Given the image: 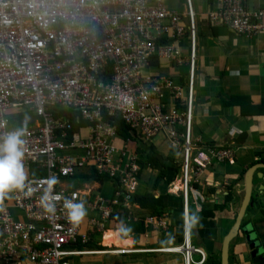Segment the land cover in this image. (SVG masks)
<instances>
[{
  "label": "built area",
  "instance_id": "obj_1",
  "mask_svg": "<svg viewBox=\"0 0 264 264\" xmlns=\"http://www.w3.org/2000/svg\"><path fill=\"white\" fill-rule=\"evenodd\" d=\"M186 3L182 11L165 0H0V134L26 126L24 165L31 172V195L9 192L12 204L0 207V264H72L74 256L145 252L76 247L108 231L115 206L125 203L128 219L133 216L142 168L131 146L168 139L181 157L186 217L192 194L197 205L206 199L200 187L209 167L236 163L235 146L194 138L198 14L192 0ZM215 4L207 14L210 25L227 27L247 41L264 35V9H249L248 0ZM184 37L190 44L186 88L148 71L153 59L183 64ZM22 114L36 118L14 120ZM120 124L134 142L120 133ZM92 167L116 184L113 199L93 193L87 198L63 186ZM52 176L57 182L49 185ZM46 192L55 212L42 202ZM66 198L99 212L90 219V233L81 231L83 218L69 219ZM166 216H147L145 224L165 231ZM185 224L183 243L164 251L180 253L185 264H204L207 256L192 245Z\"/></svg>",
  "mask_w": 264,
  "mask_h": 264
},
{
  "label": "crops",
  "instance_id": "obj_2",
  "mask_svg": "<svg viewBox=\"0 0 264 264\" xmlns=\"http://www.w3.org/2000/svg\"><path fill=\"white\" fill-rule=\"evenodd\" d=\"M166 1L173 10H186V0L185 4H182L180 0ZM200 4L204 9L200 13L197 12L193 4L198 14L199 36L195 69L194 138H202L208 144L223 146L228 145L229 138H236L242 132L248 133L247 140L242 145L235 146L238 153L234 166L214 164L203 176L206 184L201 186V190L204 195H208L207 192L212 191L210 189L213 185L217 189L214 191L215 194H212L215 197L209 195L206 203L203 204V210L214 211L216 205L222 206L226 203L225 197L229 193H233L235 198L233 204H230L228 208L220 212L216 211L214 218L199 220L193 229V240L195 233L194 243H197L196 246L208 254L221 257L223 240L235 225L243 201L245 173L256 164L254 162L264 159V35L247 41L236 36L227 27L212 26L207 21V14L215 9V0H201ZM248 8L251 10L264 9V0H248ZM179 44L182 48L183 64L178 66L174 62L153 59L148 71L152 74L171 77L177 85L186 88L190 76L188 63L190 44L187 37H184ZM168 143L170 142L167 138L160 136L152 143L140 145L149 154L159 156L168 165L169 174L167 179L160 182L159 187L154 189L159 170L148 165L145 166L141 172L138 193L143 195L152 193L156 198L162 196L165 199L164 213L170 215L169 229L161 231L145 224L143 233L128 235L124 239L131 240L130 246H119L148 252L132 255L74 256L71 258L72 264H184L181 255L152 252L160 248L178 245L182 240L183 203L181 194L177 193L180 185L181 157L168 147ZM240 151L247 154H243V162L239 160ZM88 171L83 173L86 175L89 173ZM26 173L28 177L31 174L28 171ZM259 180L261 181V178ZM71 181L64 180L63 186L81 190L86 193L87 198L93 194H103L107 199H113L115 196L116 184L109 179L81 181L79 185L81 184L82 188L73 187ZM101 181L104 182L101 183ZM208 182L209 185H207ZM225 182H228L227 187L224 186ZM257 186H260L259 189ZM263 186L264 183L256 184L257 195L262 194ZM240 196H242L241 200ZM2 199L1 206L5 203L12 204L9 195L2 196ZM191 201L193 204V194ZM132 208L133 216L137 219L152 215L136 204ZM86 210L87 214L83 217L81 229L83 234L90 233V219L100 216L99 212H94L89 208ZM195 210L200 211L198 208ZM13 212L15 216L22 218L20 212L15 209ZM251 212L253 214L256 211ZM110 225V230L105 232L104 236L97 234L93 237L90 243H94L95 248H88V244L82 245L81 243L84 248H80L78 245L76 247L80 250H103L106 247L104 238L110 231L119 232L121 239L122 230L115 229L112 224ZM111 245L116 244L112 243L108 246ZM229 261L230 264H254L246 253L242 241H237V239L230 245Z\"/></svg>",
  "mask_w": 264,
  "mask_h": 264
},
{
  "label": "clouds",
  "instance_id": "obj_3",
  "mask_svg": "<svg viewBox=\"0 0 264 264\" xmlns=\"http://www.w3.org/2000/svg\"><path fill=\"white\" fill-rule=\"evenodd\" d=\"M26 133H27V128L25 126V127H20V128L14 129V130H10L4 134H0V197L4 196L7 193L12 192V191L23 192V194L25 196L31 195V189L28 188V176H27V173L25 171V165H24ZM231 165H233V164H231ZM47 182L49 185H54L57 182V178L55 176L49 177ZM200 190H201V187H200ZM210 190H212V189H210ZM201 192H202V190H201ZM207 193H208V195H204L202 193L206 199H204L203 202L199 200L198 205H197L196 201L194 200V202H195V203L193 202L194 207H192V201L190 198V211H189V214L187 215V217L184 213V209H182V215H183L182 216V240H181L180 244L171 246L172 248L180 246L183 243V239H185L184 226L186 225L185 224L186 221H187L188 227L190 228L189 239L191 240V243L194 246V244H193V229L197 225V223L200 219L199 216L196 215V213H201L203 211V204L206 203L207 198L209 197V192H207ZM41 199H42L44 206L46 207V209L49 212H55V204L52 202V197H51L49 192H46L41 197ZM183 206H184V204H183ZM64 207H65V209L68 210L69 219L72 221H75L77 218L82 219L87 214V210H86L83 202H73L72 200L66 198L64 201ZM197 208L200 211H196L195 209H197ZM191 210L195 211L196 213L195 212L191 213ZM163 214H167L166 219L168 221V219L170 218V215L168 213H163ZM147 216H152V215H147ZM147 216L144 217V220ZM129 221L130 220L127 218V222H129ZM168 229H169V222H168ZM108 230H110V227H108ZM122 230L125 232L130 231V229H128V228H122ZM157 230L164 231L162 229H157ZM167 230H165V231H167ZM123 231H122V233H123ZM103 234H101V235H103ZM121 239H123V240L126 239L123 237V234L121 236ZM238 240H241V239H238ZM242 243H243V241H242ZM114 246H116V245H114ZM116 247H119V246H116ZM171 247H167L166 249L171 248ZM194 247L201 249L197 246H194ZM164 249L165 248H160V249H158L156 251H152V252L181 255L178 252L164 251ZM202 251H204V250H202ZM145 252H148V251H145ZM139 253H143V252H139ZM205 254L208 258L209 254L206 252H205ZM126 255H132V254H126ZM195 256L198 257V259L195 258V260H200V258H201L200 255H195ZM182 258H183V262L185 264L184 257L182 256ZM207 258H206V261H207Z\"/></svg>",
  "mask_w": 264,
  "mask_h": 264
},
{
  "label": "trees",
  "instance_id": "obj_4",
  "mask_svg": "<svg viewBox=\"0 0 264 264\" xmlns=\"http://www.w3.org/2000/svg\"><path fill=\"white\" fill-rule=\"evenodd\" d=\"M165 4L170 8V6L168 5L167 1L165 0ZM231 104V103H229ZM28 116L31 120H34L36 118L35 115L33 114H22L19 115V118L14 119V120H20L23 119L24 117ZM120 129V133L125 136L126 138H130L133 140V142L135 141V138L133 137V134L131 133V131L125 127L123 124H120L119 126ZM228 146V145H225ZM132 153L134 154H139L140 155V162L139 164L141 165V168H145V166H150L153 168L158 169V175H157V180H156V184H155V188L159 187L160 182H163V180L167 179L169 171H168V165L165 164V162L163 160L160 159L159 156H154L153 154H149L147 151H145L144 149H142L140 146H134L132 147ZM258 162H264V159L260 160V161H256L254 163H258ZM230 166H234L230 164ZM87 170H82V172H80L77 176L76 180L79 183L81 181H91V180H99V179H109L107 176H101L99 174H97V172L95 171V167H92V169L90 171H88V174H84L83 172L86 173ZM45 173L40 172L39 175L43 176ZM212 191L209 192H214L216 189L215 188H211ZM233 193H229V195L226 198V203H224L222 206L220 205H216L214 211H209V210H203L201 213H196L195 211L191 210V213L195 212L196 215L199 216V220H205L208 218H214L215 217V212L216 211H222L226 208H228L230 206V204H233L234 202V197H233ZM2 197H0V207L1 204L3 203L2 201ZM121 200V199H120ZM164 198L162 196H160V198H156L154 194H140V193H136L132 199V202L136 205H138L142 210H145L146 212L152 214L153 216L157 217V216H161L164 213V208L166 207V203H164ZM182 200V198H181ZM123 200H121L122 202ZM125 203L115 206L116 212L113 213L112 215V221L111 224L113 225V227L115 229H121L122 228H128L130 229V231L125 232L123 231V237L127 238L128 235H133V234H141L145 231V220L144 217L140 218V219H136L135 217H131L130 221L127 222V218L130 214L129 210L126 209V206H124ZM192 207H194V205L192 204ZM252 209V208H251ZM253 211V210H252ZM111 226V225H110ZM91 232V229H90ZM88 244L87 247L88 248H95L96 245L93 243ZM78 246L80 248H84V246H82L80 243L78 244ZM251 261L254 264H258L255 260H253L251 258ZM205 264H221V257L220 256H215L212 254L208 255L207 261ZM260 264H264V261Z\"/></svg>",
  "mask_w": 264,
  "mask_h": 264
},
{
  "label": "water",
  "instance_id": "obj_5",
  "mask_svg": "<svg viewBox=\"0 0 264 264\" xmlns=\"http://www.w3.org/2000/svg\"><path fill=\"white\" fill-rule=\"evenodd\" d=\"M248 138L247 132H242L236 138H229L228 145L239 146L242 145ZM258 169H264V164H255L251 166L244 176L245 188H244V197L239 210L237 220L229 234L223 240V247L221 253V264H230V245L231 243L239 236L241 231V224L244 218L247 216V211L249 208H252L254 202L252 201L253 191H254V174ZM259 178L264 179L263 174L259 173ZM262 188V186H261ZM264 188V186H263ZM244 247H248L249 256L255 260L258 264L264 261V246L258 241V233L255 232L252 224H248L243 228Z\"/></svg>",
  "mask_w": 264,
  "mask_h": 264
},
{
  "label": "flooded vegetation",
  "instance_id": "obj_6",
  "mask_svg": "<svg viewBox=\"0 0 264 264\" xmlns=\"http://www.w3.org/2000/svg\"><path fill=\"white\" fill-rule=\"evenodd\" d=\"M228 164V163H227ZM256 164H264V162H258ZM259 173L263 174L264 177V169H258L255 174H254V185H255V189H254V193H253V197H252V201L254 202V205L251 208L248 209L247 211V216L246 218H244V220L242 221L241 224V231L239 233V236L237 238L241 239L244 243V233H243V228L245 226H247L248 224H252L254 227V230L256 233H258V241L262 244V247L264 246V191L262 192L261 195H257L258 193L255 191L256 190V184H258L259 182L262 184L264 183V179H261V181L259 180ZM246 174V173H245ZM257 186V189H259ZM252 210L256 211L252 214ZM233 243V242H232ZM246 253L249 255V250L248 247L246 248Z\"/></svg>",
  "mask_w": 264,
  "mask_h": 264
},
{
  "label": "rangeland",
  "instance_id": "obj_7",
  "mask_svg": "<svg viewBox=\"0 0 264 264\" xmlns=\"http://www.w3.org/2000/svg\"><path fill=\"white\" fill-rule=\"evenodd\" d=\"M181 1V3L182 4H185V0H180ZM201 0H193V4L195 5V8H196V10H197V12L198 13H200V12H203L204 11V9H203V7L202 6H200L201 4ZM168 147H170L171 148V144L170 143H168ZM131 150H132V146H131ZM243 154H246V153H244V152H242V151H240V153H239V160L241 161V162H243V160H244V155ZM247 155V154H246ZM251 155V154H250ZM243 158V159H242ZM242 159V160H241ZM245 161H246V159H245ZM181 168V167H180ZM180 185H179V190L177 191V193H182L183 192V183L181 182V176H180ZM104 181H101V183H103ZM176 182V181H175ZM71 183L73 184V187H75V188H82L81 187V184L79 185V182L78 181H76V180H72L71 181ZM107 190V189H106ZM99 195H101L102 197H104L103 196V194H99ZM241 197L242 196H240V200H241ZM105 198V197H104ZM107 199V198H106ZM196 238H195V233H194V240H195ZM194 240H193V244H194V246H196L197 245V243H194ZM195 258L196 259H198L197 258V256H195Z\"/></svg>",
  "mask_w": 264,
  "mask_h": 264
},
{
  "label": "bare ground",
  "instance_id": "obj_8",
  "mask_svg": "<svg viewBox=\"0 0 264 264\" xmlns=\"http://www.w3.org/2000/svg\"><path fill=\"white\" fill-rule=\"evenodd\" d=\"M104 243L105 245H110V244H116L117 246H130L132 244L131 240H121L119 236V232H113L110 231L106 234L104 238Z\"/></svg>",
  "mask_w": 264,
  "mask_h": 264
}]
</instances>
